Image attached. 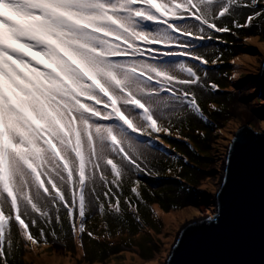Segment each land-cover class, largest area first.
<instances>
[{"label":"snow or ice","instance_id":"1","mask_svg":"<svg viewBox=\"0 0 264 264\" xmlns=\"http://www.w3.org/2000/svg\"><path fill=\"white\" fill-rule=\"evenodd\" d=\"M241 36L245 44L264 36V0H0V264L20 257L31 264L41 246L53 244L67 253L55 254L58 261L91 264L90 255L99 260L121 237L133 245L129 218L140 226L136 237L159 242L179 210L193 218L180 222L172 245H162L164 264H171L184 234L216 222L215 207L204 216L187 204L190 188L183 186L171 203L149 205L138 176L162 174L158 165L169 157L155 142L172 148L160 133L171 136L173 129L200 163L205 133L198 129L190 138L180 125L193 117L211 123L200 101L220 85L206 57L219 52L211 60L219 66L223 52L205 44L230 48ZM22 49L34 51L44 67ZM258 69L264 73V62ZM208 107L225 114L223 103ZM233 123L232 134L216 125V134L228 135L213 145L224 153L221 179L201 185L214 198L223 195L224 169L245 132L239 120ZM170 159L178 166L166 174L180 179L189 156L183 163L179 155ZM141 205L150 209L151 223L142 219ZM97 216L100 226L87 228ZM127 255L147 259L138 249Z\"/></svg>","mask_w":264,"mask_h":264},{"label":"rangeland","instance_id":"2","mask_svg":"<svg viewBox=\"0 0 264 264\" xmlns=\"http://www.w3.org/2000/svg\"><path fill=\"white\" fill-rule=\"evenodd\" d=\"M261 45H264V36H261V40L258 41L257 44H245L243 36H241L240 40L230 48L215 40L206 42L205 47L209 49L219 48L220 52H223V63L219 64V66L211 64V60L214 59L216 55H219V52L210 54L206 57L209 63L205 65V67L209 71L211 80L220 85V90L216 92L214 96L205 97L200 101V106L211 123L205 124L193 117L187 124L180 125V130L191 138L196 136L197 130L199 129V131L205 133L207 143L203 144L201 154H198L200 163H197L192 159L193 153L187 141L177 137L175 135V129H173V135L171 136L160 133L161 138L165 139L166 144H171L173 146L172 148H167L165 145H160L159 141L155 142L159 148H163L164 151L168 153V164H165L163 161L159 163L158 168L161 170L162 174L158 178H151L147 175L138 176L142 181L139 186L142 198L149 205L154 203H171L175 198V191L183 186L185 188H190L187 204H191L198 208L204 216L211 214L210 210L214 207L215 198L211 195V189H204L201 185L208 183L209 178H211L212 181L220 182L219 157H223L224 153L220 150L219 146L214 148L213 145H218V141L228 139V135L220 136L216 134V125L224 129L228 134L235 132V123L229 125V120L233 122L239 120L242 125H249L257 131L264 129V100L258 97V77L260 75L258 65L264 59V48H262ZM237 57H239V59L236 64H233L232 61ZM196 63H199V61H196ZM233 72L239 74L236 79H231ZM201 75H203V73H201ZM233 89L236 90V94L229 100V94ZM212 103H215L217 106L223 103L225 105V114L219 116L213 113L208 107V105ZM199 146L200 145H198V147ZM173 149H175V151ZM203 153H210V155H204ZM177 155L180 156L181 163H183L184 155L189 156L190 160V162L184 164L183 175L180 179L166 174V169L169 165L173 168L178 166L170 159L171 156ZM205 209L207 211H205ZM149 211L150 209H146L143 205L140 206L142 219L151 223L149 220ZM165 211H167V209H165ZM5 214L7 215V211ZM177 216L178 221H174L170 228L164 229L167 239L160 240L159 242L156 236L136 237L135 234L140 226L129 218L126 227L130 229L133 234L134 247L133 245H124V238L121 237L117 239L118 246L111 252L100 257L99 260H97L94 255H90L89 261L91 264H101V262L102 264H164L168 249L163 248L162 245H172V234H174L175 230L180 226V222L188 221L193 218L191 215H180L179 210ZM99 226L100 218L98 216L93 219L91 224L86 225L89 229ZM153 227L155 228L156 225L153 224ZM30 231L39 237L37 229H30ZM113 237L116 239L114 232ZM47 238L49 240L52 239L51 236ZM84 246L85 248H89L87 237H85ZM71 247L72 242L69 241V248L71 249ZM137 249L138 255L147 259H137L135 255H127L129 251ZM91 251L90 249V252ZM55 254H59L60 256L67 255L64 248L59 244H53L51 247L41 246L39 253L36 258L31 261V264H75L74 257L58 261ZM154 256H158L159 259H153ZM17 264H29V262L20 257L17 260Z\"/></svg>","mask_w":264,"mask_h":264},{"label":"water","instance_id":"3","mask_svg":"<svg viewBox=\"0 0 264 264\" xmlns=\"http://www.w3.org/2000/svg\"><path fill=\"white\" fill-rule=\"evenodd\" d=\"M259 74L264 99V73ZM243 127L224 169L223 195L214 199L216 222L184 234L171 264H264V129Z\"/></svg>","mask_w":264,"mask_h":264},{"label":"bare ground","instance_id":"4","mask_svg":"<svg viewBox=\"0 0 264 264\" xmlns=\"http://www.w3.org/2000/svg\"><path fill=\"white\" fill-rule=\"evenodd\" d=\"M29 56H30V54H29ZM35 58H36V60H37V56H35ZM258 97H260L261 99H263L259 94H258ZM264 100V99H263ZM241 114H243V113H241ZM263 114H264V112H263ZM205 211H207L206 209H205Z\"/></svg>","mask_w":264,"mask_h":264}]
</instances>
